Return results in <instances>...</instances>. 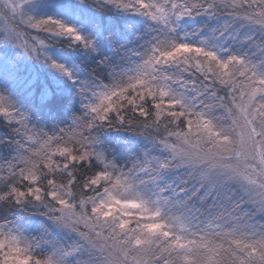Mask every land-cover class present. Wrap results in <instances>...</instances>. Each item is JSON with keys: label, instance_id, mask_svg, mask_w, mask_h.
Listing matches in <instances>:
<instances>
[{"label": "snow or ice", "instance_id": "snow-or-ice-1", "mask_svg": "<svg viewBox=\"0 0 264 264\" xmlns=\"http://www.w3.org/2000/svg\"><path fill=\"white\" fill-rule=\"evenodd\" d=\"M0 264H264V0H0Z\"/></svg>", "mask_w": 264, "mask_h": 264}]
</instances>
